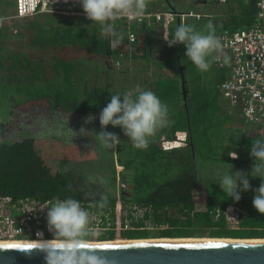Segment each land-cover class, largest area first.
Instances as JSON below:
<instances>
[{
  "label": "trees",
  "instance_id": "16d2710c",
  "mask_svg": "<svg viewBox=\"0 0 264 264\" xmlns=\"http://www.w3.org/2000/svg\"><path fill=\"white\" fill-rule=\"evenodd\" d=\"M218 2L220 7L214 12L216 14L220 13L219 9L227 7L229 19L230 15H234L241 23L250 18L258 20L257 0ZM66 3L54 0L52 7L69 9L68 6L73 4L70 1ZM6 5L12 6V3L6 1ZM74 5L71 11L81 6ZM185 8L183 12H189L193 7ZM227 15L218 14L219 20L216 19L224 25L226 21L223 22L220 17L226 18ZM10 20L16 22H3L0 25V97L9 105L6 115L0 116V195H11L15 200L31 198L37 201L71 196L92 202L95 211L102 216L108 214L113 219L119 193L124 207L122 225H129V228L121 231V236L127 239L156 236L264 238V214L252 206L251 189L242 192L241 199L236 202L224 195L215 177L218 168L226 169L230 166L227 163L233 165V170H250L253 161L249 149L255 139L264 137V125L248 122L241 109L223 97L233 112H229L222 103L217 114L222 117L226 115L229 126L225 127L219 143L214 144L217 136L210 133L207 139L212 147L209 151L201 150L198 143L201 141L198 138L200 125L197 120L202 117L198 114L193 116L187 72L186 104L182 98L178 109H171L168 116L170 123L172 114L178 113L182 118L173 126L169 127L168 123L161 128L145 149L133 147L120 128L111 125L107 129L116 132L121 142L109 151L100 146L99 155L106 157L104 161L102 158L101 161L83 160L80 146L62 143L58 138L52 140L28 136L17 141L5 138L6 119L13 113L14 107L33 101L69 113L99 115L100 109L112 94L139 87L151 89L163 103L167 102L174 91L182 94L178 70L180 66L186 67L180 59L182 44L171 47L179 49V57L175 56V50L167 60L164 56V64L157 63V60L153 62L158 64L161 71H143L139 85L131 83L117 86L105 81L103 85L94 83L91 86L89 76L93 70L94 76L98 77L99 58L108 69L107 61H119L122 68L116 63L114 67L120 69L118 72L121 75L131 70L126 59L129 58L131 64L136 59L139 39L146 24L151 21L144 19L131 26L125 21H114L117 33L122 34V39L117 43L105 34L101 37L100 25L96 22L92 24L85 16L41 12L24 18L13 15ZM186 23L191 21L187 20ZM252 23L245 27L252 26ZM217 25H213L217 32L215 34L221 32L217 31ZM128 29L136 35L132 42L126 34ZM76 52H80V57L75 55ZM170 56L177 59L174 65H171ZM90 58L94 62L93 67L88 65ZM125 63L127 67L124 68ZM108 69L107 74L111 71ZM150 77L155 78L153 88L148 86ZM225 79L223 77L220 84ZM234 111L240 118L234 115ZM176 134L182 135L180 143L165 148L163 142L172 141ZM218 147L220 150L216 152ZM229 151L237 152V157H230ZM220 160L225 163L222 164ZM102 170L103 173L98 176L97 173ZM101 179L109 190L87 192ZM249 181L252 188H255L259 186L260 178L249 176ZM102 197H106V201ZM101 203L104 204L102 208L99 207ZM228 206L234 207L238 221L236 226L228 222ZM90 232L87 241L115 238L113 229L97 235Z\"/></svg>",
  "mask_w": 264,
  "mask_h": 264
},
{
  "label": "clouds",
  "instance_id": "9594fccd",
  "mask_svg": "<svg viewBox=\"0 0 264 264\" xmlns=\"http://www.w3.org/2000/svg\"><path fill=\"white\" fill-rule=\"evenodd\" d=\"M80 4L87 18L100 25L101 33L118 43L122 34L115 31L113 22L121 17L142 19L147 0H80ZM206 28L207 31L202 32L193 24L182 22L175 26L172 34L164 32L163 39L169 47L183 44L184 57L200 71H207L213 60L218 58L222 44L211 20ZM168 116V105L151 89L136 87L127 92H116L100 109V130L94 131L93 139L105 149L114 150L121 139L116 132L107 130L111 125L119 127L133 147L145 149L150 139L168 124ZM93 119L95 116L90 115L87 121ZM228 155L236 158L237 152L229 151ZM249 155L253 161L249 171L233 170V165L227 163L230 166L226 169H217L216 183L225 196L236 202L241 199L242 192L251 189L252 206L264 214V137H258L251 143ZM249 176L260 178L258 187L252 188ZM102 199L106 201V197ZM103 206V203L99 205ZM39 208L46 209V227L52 238L36 239L32 248L44 254L45 264H105L104 259L91 250L92 246L85 243L91 235L89 212L78 199L54 197ZM37 235L43 236L42 233Z\"/></svg>",
  "mask_w": 264,
  "mask_h": 264
},
{
  "label": "built area",
  "instance_id": "2783aa9c",
  "mask_svg": "<svg viewBox=\"0 0 264 264\" xmlns=\"http://www.w3.org/2000/svg\"><path fill=\"white\" fill-rule=\"evenodd\" d=\"M54 0H15V17H28L41 12H58L86 16L82 6L72 10L74 4L80 5V0H60L63 4L70 1L73 4L64 7H52ZM223 1V0H222ZM257 22L249 27L236 30L223 31L216 34L222 44L218 58L214 59L219 68L229 70L227 78L220 84L223 97L232 105L238 106L248 122L264 125V0H257ZM69 10V11H68ZM181 17L205 16L201 13H177L173 11L155 10L147 4L142 19L129 20L121 17L117 20L127 22L130 26L144 19L158 18L164 21L165 26H170L177 16ZM126 34L132 42L136 39L133 31L128 29ZM117 66L121 67L120 62ZM181 139V138H180ZM180 143V142H179ZM178 142H174L177 145ZM173 145V146H174ZM114 209L115 217L108 214L102 216L95 211L92 202L79 200L89 212V229L97 235L108 229H113L120 235L123 229L129 228L128 224L122 225L123 204L120 194L117 195ZM50 200L37 201L31 198L15 200L11 195H0V241H36V239H50L52 234L47 230L45 213L46 209L39 207ZM232 206H228L226 212ZM114 225L112 226V224ZM42 233L43 236H38Z\"/></svg>",
  "mask_w": 264,
  "mask_h": 264
},
{
  "label": "rangeland",
  "instance_id": "374dc122",
  "mask_svg": "<svg viewBox=\"0 0 264 264\" xmlns=\"http://www.w3.org/2000/svg\"><path fill=\"white\" fill-rule=\"evenodd\" d=\"M6 1L11 2L12 6L11 5L7 6ZM188 7H190V5H188ZM14 8H15L14 0H0V25L4 24L3 22H6L8 24H14L16 22L10 20L12 19V16L15 14ZM196 18L197 17H195L194 19ZM194 19L190 20L191 24H193L198 30L202 32H206L207 31L206 25L208 23L207 18L206 17L198 18L199 21H195ZM231 19L236 20L234 16H232ZM253 21H255V18L247 19V21L244 23L237 22L236 24H234L235 25L234 28L237 29L243 28L245 27L246 24L252 23ZM256 21L251 25H254ZM173 28H175V25ZM100 35L101 37H103L102 33ZM181 48L182 49L180 51L181 53L180 59L187 67V70L184 71V75L186 78V72H187L188 86L190 88L192 95V101L190 103V107H192L191 110L193 112V116L198 114L199 116L202 117L199 120H197V124L200 125L198 138L201 141L198 142L200 143L199 147L201 148V150L209 151L210 150L209 148H211L212 146L209 145L210 142H208L207 139L208 135L210 133L215 134V136L217 137L214 144L219 143L222 139V133L226 129L225 127L229 126L228 125L229 122L227 121V116L223 115L222 117L221 115L217 114L220 106L224 101V98L219 91L218 85L220 83V80L226 75L228 69L217 67L215 65L216 64L215 61L213 60L211 66L207 71H200L199 69L196 68L194 64H192L191 61L187 59V57H184L185 48L183 44ZM75 55L80 57V52H76ZM92 58H90L88 62V65L91 67L94 66V62H92ZM99 60H100L99 62L100 69H99L98 77L94 76L93 70H92V74L89 76V83L91 86L94 83L103 85L105 81H108L111 85L115 84L117 86H123L125 84H131V83L132 84L136 83L135 86L139 85L140 75L138 77L134 76L137 75V73H139L136 72V70H134L133 71L134 73H130V75L128 76L127 75L125 76L124 74L121 75L118 72L120 69L114 67V64L115 63L117 64L118 61H115V59L113 60L110 59V61L109 62L107 61L106 63L109 69H111V71L107 74L106 72L108 68L103 66V62L101 61L100 58ZM176 61L177 59L175 57L170 56L171 65H174ZM111 63L113 64V66L111 65ZM139 74H142V72H140ZM129 77H131V79H129ZM141 77H143V75ZM133 78L135 79L132 80ZM180 94L181 92L174 91L172 97L168 99L167 102H165V104L168 105L169 112L171 111V109L173 110V108L175 110L178 109L179 103L180 104L182 103L181 100L183 97L182 94L181 95ZM8 109H9L8 103L3 98L0 97V114H1L0 116L1 117L5 116L6 113L8 112ZM89 116L90 115L69 113L60 109H52L48 107L46 104L41 103L40 101L25 103L22 105H18L17 107H14L13 113L8 115L6 119L7 131L5 138L10 141H17L28 136L42 138V139H52V140L58 138L61 140L62 143L80 144L85 150L93 154H95V152L98 151L97 156L92 159H96V160L98 159L99 161H101L102 158V161H104L106 157L105 156L102 157L99 155V145L101 147L103 146L98 142H95L93 139V137H95L94 131L100 130L99 115H94L95 119L88 122L87 118ZM171 118H170L171 123L168 122L169 127L177 124L182 117L177 113V115L172 114ZM102 149L109 151L104 147ZM104 150L102 151L105 153ZM219 150L220 147L216 149V152H218ZM103 171L104 170L98 172L97 175L100 176L103 173ZM106 190H109V188L106 186L104 182L101 183L96 181L95 185L92 186L90 189H88L87 192L99 193L100 191L103 192ZM122 212L124 213V207ZM227 216L230 225L236 226L238 221H237V216L235 214V210L230 208L227 211ZM208 237L211 238L212 236H208ZM116 238L127 239L122 237L121 234L120 235L115 234L114 239ZM150 238H178V237L156 236ZM212 238H218V237H212ZM142 239H148V238H142ZM93 241H99V240H93Z\"/></svg>",
  "mask_w": 264,
  "mask_h": 264
},
{
  "label": "water",
  "instance_id": "95a60500",
  "mask_svg": "<svg viewBox=\"0 0 264 264\" xmlns=\"http://www.w3.org/2000/svg\"><path fill=\"white\" fill-rule=\"evenodd\" d=\"M185 84L182 70L181 90L186 104ZM181 137L176 134L172 141L177 142ZM125 240L86 244L92 246L91 250L102 257L105 264H264V241ZM29 245L33 244H0V264H45L44 254Z\"/></svg>",
  "mask_w": 264,
  "mask_h": 264
},
{
  "label": "crops",
  "instance_id": "0c3cea01",
  "mask_svg": "<svg viewBox=\"0 0 264 264\" xmlns=\"http://www.w3.org/2000/svg\"><path fill=\"white\" fill-rule=\"evenodd\" d=\"M248 2V0H247ZM147 3L149 4V6L153 9H157L159 11L164 10V11H173L176 9V11L180 14V13H186L183 12L182 10L186 9L185 7H188V5H190L189 12H193V13H201V14H207L205 16H201V17H197V16H192V15H187L184 17H181L177 14L175 21L170 25V26H165L164 21L162 19H158V18H149L146 19L147 21H151L150 23L146 24L145 30L143 31V35L140 37L139 42L138 43V47L136 48V52H135V58L132 61V64L130 63L129 58L126 59V63H128L131 66V70L130 71H126L124 73V75L128 76L130 75V73H134L133 71L136 70V72H143L145 70H149V71H153L155 69H157L158 71H161V69L159 68L157 63H161L164 64L165 60H164V56L166 57V60L168 59L169 54H171L173 51H177L179 53V49L176 47V49H172L171 47L168 46L167 41H165L163 39V33L167 32L169 34H171L172 32H174L175 28L174 25L176 26L179 23H186L187 20H192L195 17H197L196 19H194L195 21H199L198 18H202V17H206L207 20H211L213 25L217 23H219L220 25H217L218 27V32L221 31L220 33H222L224 30L229 29L230 31L233 30L234 28V24H236L238 21L234 20V19H229V15L228 14V9L226 8H221L219 9L221 15H227V17L225 18L224 16L220 17L221 19H223V22L226 21V23L221 24L220 22H218V14L214 13L215 11H218V8L220 7L218 0H147ZM14 7H15V0H14ZM173 7L175 8L173 10ZM15 10V8H14ZM231 17L234 15H230ZM217 17V19H216ZM192 18V19H189ZM122 21V20H121ZM115 25V23H114ZM115 27V26H114ZM115 31L117 32L116 28ZM217 33V32H215ZM177 52H175V56L180 55V53L178 54ZM162 55V56H161ZM181 56V55H180ZM179 57V56H178ZM155 60H157V63L153 64V62H155ZM158 60H160V62H158ZM124 64L123 67H127V64ZM179 63V60H178ZM217 67L218 65L215 64ZM179 73H180V77L182 76V70L183 72L186 70V67L183 66L182 69L178 68ZM169 71H171L169 69ZM137 73V77L142 74ZM229 74V70H227L226 75L224 76V79L227 78ZM129 79H131V77H129ZM134 80V79H132ZM155 80L152 79L150 77V83H149V87L153 88V81ZM138 82V81H137ZM126 85V84H125ZM180 88H181V81H180ZM185 86L188 89L187 86V81ZM218 87H220V83L218 85ZM220 89V88H219ZM222 95V94H221ZM223 103L225 104V108H227L229 110V112H233L231 105L224 99ZM234 115H236L237 117L240 118V115H238L235 111H234Z\"/></svg>",
  "mask_w": 264,
  "mask_h": 264
},
{
  "label": "bare ground",
  "instance_id": "6f19581e",
  "mask_svg": "<svg viewBox=\"0 0 264 264\" xmlns=\"http://www.w3.org/2000/svg\"><path fill=\"white\" fill-rule=\"evenodd\" d=\"M154 240H171V241H264V238H210V237H178V238H148L144 239V241H154ZM127 241L125 239L118 240H104V241H85V243H109V242H124ZM36 241H0V244H34Z\"/></svg>",
  "mask_w": 264,
  "mask_h": 264
},
{
  "label": "flooded vegetation",
  "instance_id": "af4514ba",
  "mask_svg": "<svg viewBox=\"0 0 264 264\" xmlns=\"http://www.w3.org/2000/svg\"><path fill=\"white\" fill-rule=\"evenodd\" d=\"M182 75V74H181ZM178 143L180 142V140L179 141H177ZM78 146H80L81 147V149H82V159L83 160H89V159H92V158H94V157H96L97 156V154H98V151L97 152H95V154H93V153H90V152H88L87 150H85L80 144H77ZM174 145V141H169V140H167V141H164L163 142V146L165 147V148H170V147H172ZM97 148H98V146H97ZM101 149V147H100V145H99V150ZM100 152V151H99Z\"/></svg>",
  "mask_w": 264,
  "mask_h": 264
},
{
  "label": "snow or ice",
  "instance_id": "6c2138e0",
  "mask_svg": "<svg viewBox=\"0 0 264 264\" xmlns=\"http://www.w3.org/2000/svg\"><path fill=\"white\" fill-rule=\"evenodd\" d=\"M4 247H20L19 245H5ZM28 247H32L31 245H29Z\"/></svg>",
  "mask_w": 264,
  "mask_h": 264
}]
</instances>
